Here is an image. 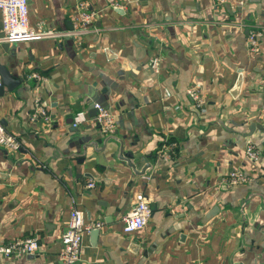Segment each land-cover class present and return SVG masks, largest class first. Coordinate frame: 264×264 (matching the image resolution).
<instances>
[{
    "label": "crops",
    "instance_id": "obj_1",
    "mask_svg": "<svg viewBox=\"0 0 264 264\" xmlns=\"http://www.w3.org/2000/svg\"><path fill=\"white\" fill-rule=\"evenodd\" d=\"M82 2L96 15L78 37L31 42L4 39L0 10V66L22 79L0 92V119L22 140L18 151L0 146V245L40 239L35 254L0 264H60L74 206L86 224L102 223L85 233L77 264H264V130H250L264 125V0H29L30 25L69 31ZM250 30L262 33L256 51ZM96 102L150 173L119 161L115 141L79 156L108 135L90 115ZM81 111L89 120L75 127ZM235 170L248 180L223 182ZM138 191L153 213L127 233Z\"/></svg>",
    "mask_w": 264,
    "mask_h": 264
},
{
    "label": "built area",
    "instance_id": "obj_2",
    "mask_svg": "<svg viewBox=\"0 0 264 264\" xmlns=\"http://www.w3.org/2000/svg\"><path fill=\"white\" fill-rule=\"evenodd\" d=\"M219 4H224L227 0H217ZM0 10L3 14L4 39L9 42H31L45 38H62L65 36H79L82 32L77 28L80 24L92 23L95 20L96 13L89 9L87 2H82L77 7V17L75 28L69 31H61L53 28H46L42 25L36 29L30 25L29 20V0H0ZM262 35L259 30H250L247 41L252 51H256L258 41ZM150 66L155 73L161 71V59L155 57L151 60ZM35 77H40L34 74ZM3 78L0 73V88L3 86ZM188 94L192 100L200 107H204L206 96L199 86H192L188 89ZM98 110L94 116L96 122L105 134H113L117 131L116 119L114 114L101 103H95ZM44 113L43 110L38 109ZM89 120L87 113L81 111L74 117L73 125L75 127L86 123ZM0 146L12 151H18L22 148L20 136L8 130L0 119ZM247 153L251 159L259 158V150L253 145H249ZM248 180V176L241 170L230 172L223 178V182L231 185H238ZM89 187H94L95 183L90 181ZM153 209L148 203L144 192L138 191L135 194V204L130 212L123 217L124 230L127 233L143 229L149 223ZM102 223L86 224L84 212L74 206L70 211L68 226L63 230L61 239L63 248L59 252L60 264H77L81 260L84 235L93 228L101 227ZM40 248V239L38 236H29L27 238L16 239L6 244L0 245V257L13 256L20 254H35Z\"/></svg>",
    "mask_w": 264,
    "mask_h": 264
},
{
    "label": "water",
    "instance_id": "obj_3",
    "mask_svg": "<svg viewBox=\"0 0 264 264\" xmlns=\"http://www.w3.org/2000/svg\"><path fill=\"white\" fill-rule=\"evenodd\" d=\"M71 29H73V26L71 27ZM106 51L109 55V52L111 50L107 49ZM0 73L2 75L4 82L3 86L0 88V92L4 91L5 86H8L9 89H13L16 85H19L22 82V79H16L13 76V74L4 66H0ZM241 83H242V77L239 78V81L237 82V85L233 90L234 94L239 92ZM96 103H101L102 105L105 106V104H103L102 102H96ZM97 112L98 110L95 108V105L91 107L90 110L91 116H95ZM256 128L264 130V125L257 123L251 124L250 126L251 133H253L256 130ZM111 141H115L118 144L117 159L119 161L125 162L133 170L135 175L143 176L152 171L153 164L152 162H150L149 157L148 156L137 157L131 151H127L125 148V141L122 138H120L117 134L105 135L102 138L101 142L92 140L87 143H84L82 146L83 151L79 154V156L82 157V159H84L87 153V149L89 147H94L97 152L104 151L108 147V143ZM246 204L247 201L245 200V202L242 205V211H244ZM218 209H219L218 207H215L214 208L215 211L212 210V212L208 215V218L215 215Z\"/></svg>",
    "mask_w": 264,
    "mask_h": 264
}]
</instances>
